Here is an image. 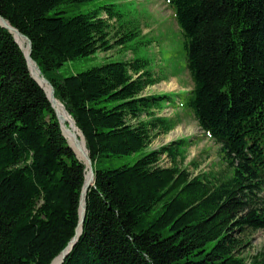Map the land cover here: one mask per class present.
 I'll use <instances>...</instances> for the list:
<instances>
[{
  "label": "trees",
  "instance_id": "obj_1",
  "mask_svg": "<svg viewBox=\"0 0 264 264\" xmlns=\"http://www.w3.org/2000/svg\"><path fill=\"white\" fill-rule=\"evenodd\" d=\"M91 1L0 0V17L31 41V59L92 161L82 230L61 264H264L263 253L242 255L251 232L264 228V0H165L192 83L176 105L219 146L222 167L197 174L181 166L187 138L148 149L177 123L158 114L169 95L143 94L162 78L141 53L150 39L139 24L115 4L49 13ZM114 47L131 58L58 71ZM144 149L132 164L100 167ZM86 171L0 24V264H51L68 246Z\"/></svg>",
  "mask_w": 264,
  "mask_h": 264
},
{
  "label": "rangeland",
  "instance_id": "obj_2",
  "mask_svg": "<svg viewBox=\"0 0 264 264\" xmlns=\"http://www.w3.org/2000/svg\"><path fill=\"white\" fill-rule=\"evenodd\" d=\"M106 4H115L124 14V18L139 24L142 36L150 39L147 45L141 46V53L148 58V67L162 79L148 87L143 94L166 93L170 96L158 114L172 118L177 124L167 134L155 137L148 149L158 148L176 139L187 138L186 157L181 166L194 174L221 168L219 146L203 133L188 109L176 105L184 100L192 83L186 69L183 37L176 25L173 10L165 0H95L86 3H64L49 13L62 11L65 15H73L100 9ZM130 58L131 52L114 47L105 52L98 51L89 56L69 60L58 71L62 77H67L106 62ZM148 149L125 156L105 158L100 167L115 168L123 164H132ZM161 164H169L165 156ZM260 253L264 254V228L251 232L248 246L242 251L243 256Z\"/></svg>",
  "mask_w": 264,
  "mask_h": 264
},
{
  "label": "water",
  "instance_id": "obj_3",
  "mask_svg": "<svg viewBox=\"0 0 264 264\" xmlns=\"http://www.w3.org/2000/svg\"><path fill=\"white\" fill-rule=\"evenodd\" d=\"M0 24L5 27L6 29L9 30V32L12 33L15 41L18 43L19 47L23 50V48L20 46L18 40H17V37L19 38H22L23 40H25L28 48H29V52L28 54H25L24 52V55H25V58L27 60V64H28V67H29V70H30V73L31 75L34 77V79L38 82V84L43 88V90L45 91L46 95H47V98L49 99L52 107H53V110L57 116V119H58V122L60 124V128H61V131L63 133V135L65 136V138L67 139V142L69 144V146L73 149L74 153L76 154V156L79 158V156L77 155L75 149L73 148V145H76L78 143V138H74L72 143L70 142V140L67 138V135L66 133L64 132L63 130V116L61 114V112L58 110V108L56 107V104L54 103L55 101H57V99L54 97V88L53 86L48 82V80L43 77L41 75V72L39 70V67L37 66V64L31 59L30 57V51H31V41L25 36L23 35L21 32H19L16 28H14L9 22H7L5 19L1 18L0 17ZM30 62H33V64L35 65L37 71L39 72V74L44 78V80L50 85V92H46V90L44 89V87L41 85V83H39V81L36 79L35 77V74L34 72L32 71L31 67H30ZM59 101V100H58ZM60 102V101H59ZM61 103V102H60ZM61 106L63 108V111L66 115H68L70 118H71V121L73 122V124H75L73 118L69 115V113L66 111L64 105L61 103ZM76 126V125H75ZM77 128V127H76ZM79 130V129H78ZM81 133V132H80ZM80 139H83L84 140V143H85V139L81 133V135L79 136ZM88 153V151H87ZM80 159V158H79ZM81 161H83L84 165H85V169H87L86 171V174H85V181H84V185H83V188H82V193H81V198H80V205H79V221H78V226H77V229H76V234L75 236L71 239L70 243L68 244V246L56 257L53 259V261L51 262V264H61L63 262V260L65 259L66 255L68 254V252L70 251V249L72 248V246L74 245V243L77 241L80 233H81V230H82V224H83V221H84V217H85V210H86V204H85V195H86V190L88 188V186L90 185V180L93 181V177H94V172H93V167H92V161L89 157V155L87 156V160L84 161L82 159H80ZM88 172L90 173V180L87 179V174Z\"/></svg>",
  "mask_w": 264,
  "mask_h": 264
},
{
  "label": "bare ground",
  "instance_id": "obj_4",
  "mask_svg": "<svg viewBox=\"0 0 264 264\" xmlns=\"http://www.w3.org/2000/svg\"><path fill=\"white\" fill-rule=\"evenodd\" d=\"M17 40L20 44V46L23 48V51L25 52V54H28L29 52V48L25 42V40H23L22 38L17 37ZM30 67L32 69V71L35 74L36 79L39 81V83H41V85L44 87V89L46 90V92H50V85H48V83L44 80V78L39 74V72L37 71L35 65L33 64V62H30ZM56 104V107L58 108V110L61 112L62 116H63V130L67 135V138L70 140V142L72 143L74 138H78V143L76 145H73V148L75 149L77 155L79 156L80 159L86 161L87 160V149H86V145L84 143L83 139H80V131L78 130V128H76L75 124H73V122L71 121V118L66 115L63 111V108L61 106V103L57 100L54 102ZM90 173L88 172L87 174V179L90 180ZM92 180H90V184H91Z\"/></svg>",
  "mask_w": 264,
  "mask_h": 264
}]
</instances>
